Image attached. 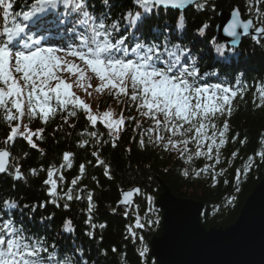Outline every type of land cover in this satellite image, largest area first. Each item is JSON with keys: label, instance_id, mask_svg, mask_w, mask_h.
Returning <instances> with one entry per match:
<instances>
[{"label": "trees", "instance_id": "16d2710c", "mask_svg": "<svg viewBox=\"0 0 264 264\" xmlns=\"http://www.w3.org/2000/svg\"><path fill=\"white\" fill-rule=\"evenodd\" d=\"M33 2L15 0L14 10L19 12ZM109 2L113 5L110 10L104 6L103 0H86L88 11L94 15L109 12L107 23L119 21L121 29L117 38L126 37V45L134 47L137 42L163 44L167 37L170 50L179 46L187 52L186 56H181V62L199 69L204 77L200 81L202 84L220 83L236 88L239 82L246 89L243 98L238 95L233 100L231 117L225 115L217 122L218 127H222L224 120L229 123L227 142L220 150L219 164L203 157L194 158L188 164L178 153L166 152L149 144L144 129L151 127V122L140 117L134 107H126V101L120 103L107 93L96 95L103 111H123L125 116L119 139H115L102 122L97 121L93 126L86 113L77 109L74 117L58 110L47 123L40 117L31 122L25 118L24 123L32 131L42 129V138L33 137L36 148H31L20 137L15 143L6 144L9 126L0 118V149H7L11 154L9 171L0 176V217L6 219L11 215L26 236L44 240L49 252H53L54 245V255L60 264L67 259L71 264H157L151 254L150 240L162 233V213L155 202L165 187L177 198L202 202V224L210 230L235 224L247 198L264 180V162L258 155L264 151V106H259L256 91L264 84V37L260 43L250 37L245 38L235 49L216 36L221 10L238 7L245 19L251 18L254 24H258L256 9L264 10V4L255 0H202V9L196 5L182 13L154 9L145 14L142 22L129 26L127 12L135 13L142 9L134 5L133 0ZM250 7L252 11H249ZM66 12L69 14L67 23L55 27L51 21ZM78 15L70 7L60 5L49 17V23L30 34L36 38L43 36L46 45L50 46L75 45L78 43L77 35L85 31L79 26L75 33L71 31ZM181 15L183 27L180 26ZM2 23L0 12V25ZM204 24L208 28L201 32ZM129 116L136 117V120H128ZM137 121L141 128H136ZM93 132L96 136L90 135ZM141 138L145 140L144 147L139 143ZM113 141L116 147L112 146ZM190 147L194 148V145ZM93 152H97L105 162L103 165L92 155ZM65 153L70 154V167L63 160ZM233 153H236L235 157ZM249 157L253 158L252 167L245 172L244 165ZM81 165L85 167L83 173L80 172ZM206 165H212L210 172L196 177L195 171ZM53 166L59 170L53 177L58 183L55 198L49 195L50 185L45 183L47 171ZM15 167L20 168L22 178L19 181L15 179ZM185 169L189 172L187 177L183 175ZM32 170L36 171L35 175ZM217 173L222 174L215 175L213 179ZM74 179L78 181L75 186L71 183ZM135 187L141 188V196L136 199L134 209L119 208L121 192ZM69 189L72 190V200H67L64 195ZM89 194L92 195L91 211ZM148 197H151V203ZM6 202H15L17 207L7 209ZM33 206L35 211L31 210ZM137 216L145 224L144 228L135 227ZM148 220H158V224L149 226ZM67 221H71L72 231L65 229ZM130 227L136 233L135 237L129 232ZM141 236L143 240L139 239ZM144 248L148 251L141 256Z\"/></svg>", "mask_w": 264, "mask_h": 264}, {"label": "snow or ice", "instance_id": "6c2138e0", "mask_svg": "<svg viewBox=\"0 0 264 264\" xmlns=\"http://www.w3.org/2000/svg\"><path fill=\"white\" fill-rule=\"evenodd\" d=\"M255 2L264 4V0ZM133 3L142 11L127 12L129 26L142 22L145 14L153 12L154 9L180 10L193 4L198 9L204 7L199 0H133ZM14 4L15 0H0L3 21L0 25V118L9 126L6 144L15 143L17 137H20L31 148H36L37 144L32 137L42 138V129L33 132L27 124H23L25 118L31 122L32 119L40 117L47 123L58 110L74 117L77 109L86 113L87 120L93 126L99 120L115 139H119L118 134L126 122L123 111L119 118H114L115 113L111 109L93 113L91 105L74 91L75 87H79L91 96L89 89L93 88L91 81L95 79L98 81L95 92L101 95L107 93L120 103L126 101V107H134L140 117L151 122L152 126L144 129L149 144L159 146L166 152L178 153L188 164L194 158L200 157L215 160L216 164L221 162L220 150L227 142L229 123L224 120L222 127H218L217 122L225 115L231 117L233 100L238 95L243 98L246 86H240L239 82L236 88L220 83L202 84L200 81L204 77L199 69L181 62V56H186L187 52L179 46L170 50L167 47V37L163 44L137 42L134 47L126 45V37L117 38L121 29L119 21L107 23L109 12L102 13L101 16L94 15L88 11L86 0H34L19 12L14 10ZM103 4L109 10L113 7L109 0H103ZM60 5L70 7L79 14L71 31L75 33L77 26L85 31L77 35L78 43L75 45L46 46L43 36L36 38L30 33L39 31L49 23V17ZM249 11H252L251 7ZM68 15L67 12L57 15L51 23L59 28L67 23ZM256 18L258 24H254L252 19L242 22L237 9L231 13V21L223 31L227 36L239 39L238 29L242 28L245 36L250 35V30H254L255 35L251 38L260 43L264 37V10L256 9ZM180 26L183 27L182 15ZM207 28L208 25L204 24L200 31ZM256 91L259 94V106H264V84ZM127 119L136 120V117L129 116ZM22 124L24 131H21ZM136 128H141L139 121L136 122ZM90 135L96 136V133ZM139 143L142 147L145 146L143 138ZM190 145H194V148ZM112 146H117L115 141ZM92 155L99 164L105 163L97 152ZM235 155L233 153L234 157ZM258 155L260 161L264 162V151ZM9 156V151H0V173L9 171ZM63 160L71 166L70 154L65 153ZM252 161L253 158L249 157L244 165L245 172L251 169ZM211 169L212 165H206L196 170L195 176L200 177L201 173L207 175ZM32 171L35 175L36 171ZM58 171L53 166L47 171L45 181L50 185L49 195L54 198L57 197L58 183L53 177ZM84 171L85 167L81 165L80 172ZM219 174L222 173L214 174L213 179ZM183 175H189L187 169ZM21 178L20 168L15 167V179ZM239 178L238 172L237 179ZM60 179L63 180L62 175ZM71 183L75 186L78 181L74 179ZM140 191L139 188H134L124 193L122 203L131 204L133 195ZM64 195L67 200L73 199L71 189ZM148 200L151 203V197ZM88 201L91 211V194L88 195ZM64 206L67 207V204ZM5 207L14 209L17 204L6 202ZM31 210L35 211V206ZM148 224H158V220H148ZM135 227H145L139 216L136 218ZM65 229L73 230L71 221L65 223ZM129 232L133 237L136 236L131 227ZM139 239L143 240V237ZM52 247L53 252H49L44 240H34L26 236L24 229L16 226L11 215L6 219L0 217V264H60L54 255L55 246ZM147 251V248L142 249L140 255L144 256ZM64 264H71L70 259L65 260Z\"/></svg>", "mask_w": 264, "mask_h": 264}, {"label": "water", "instance_id": "95a60500", "mask_svg": "<svg viewBox=\"0 0 264 264\" xmlns=\"http://www.w3.org/2000/svg\"><path fill=\"white\" fill-rule=\"evenodd\" d=\"M194 6L173 11L182 13ZM237 9L242 22L251 19H245L240 9L234 7L218 13L216 27L218 39L235 49L241 46L245 38L255 35L254 30H250V35L245 36L242 28L238 29L239 39L224 33L223 29L231 21V13ZM10 165L11 154L8 158ZM5 175L0 173V176ZM135 188L141 190L140 187ZM126 192H121L119 208L134 207L136 199L141 196V191L134 194L131 204L125 205L122 201ZM156 207L162 213V233L150 240V248L157 264H264V180L247 198L235 224L227 228L213 227L207 230L202 224L204 204L177 198L166 187L156 201Z\"/></svg>", "mask_w": 264, "mask_h": 264}, {"label": "rangeland", "instance_id": "374dc122", "mask_svg": "<svg viewBox=\"0 0 264 264\" xmlns=\"http://www.w3.org/2000/svg\"><path fill=\"white\" fill-rule=\"evenodd\" d=\"M71 82V81H70ZM91 83L93 84V88H91V89H89V91L90 92H92V95L91 96H89V95H87L82 89H80L79 87H75L74 88V91L76 92V94L78 95V96H80V98L81 99H83L86 103H88L89 105H91V108H92V112L93 113H100V112H102L103 111V106L101 105V101H99L100 100V98L98 97V96H96V95H98L97 94V92H96V94H95V85H97L98 84V81L97 80H95V79H93L92 81H91ZM99 110H100V112H99ZM121 110H122V108H121ZM114 113H115V117L114 118H119V116H120V113H121V111H119L118 113H117V111L115 112V111H113ZM99 121V120H98ZM100 122V121H99ZM23 124H26V123H24V121H23ZM23 124L21 125V131H24V128H23ZM28 128H30L29 126H28ZM31 129V128H30ZM34 132V131H33ZM119 135V134H118ZM34 137V136H33ZM33 137H32V139H33ZM158 200V199H157ZM156 200V201H157ZM155 205H156V202H155ZM121 209H134L132 206L131 207H128V208H121ZM135 212H137V214H138V211H137V208H135ZM142 223V222H141ZM152 254V253H151Z\"/></svg>", "mask_w": 264, "mask_h": 264}, {"label": "bare ground", "instance_id": "6f19581e", "mask_svg": "<svg viewBox=\"0 0 264 264\" xmlns=\"http://www.w3.org/2000/svg\"><path fill=\"white\" fill-rule=\"evenodd\" d=\"M120 202V201H119ZM119 204V203H118ZM119 207V206H118ZM151 249V248H150ZM152 253V252H151Z\"/></svg>", "mask_w": 264, "mask_h": 264}]
</instances>
